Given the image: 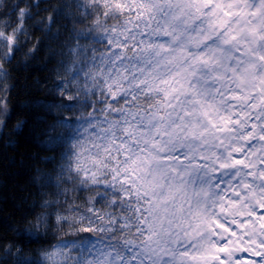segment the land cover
Segmentation results:
<instances>
[{
  "label": "snow or ice",
  "instance_id": "6c2138e0",
  "mask_svg": "<svg viewBox=\"0 0 264 264\" xmlns=\"http://www.w3.org/2000/svg\"><path fill=\"white\" fill-rule=\"evenodd\" d=\"M40 6L0 12V117L32 29L60 41L57 155L9 226L38 247L0 236V259L264 264V0H68L37 20Z\"/></svg>",
  "mask_w": 264,
  "mask_h": 264
},
{
  "label": "trees",
  "instance_id": "16d2710c",
  "mask_svg": "<svg viewBox=\"0 0 264 264\" xmlns=\"http://www.w3.org/2000/svg\"><path fill=\"white\" fill-rule=\"evenodd\" d=\"M5 9L17 0H3ZM68 0H40V20L51 9ZM70 14L74 10H67ZM72 27L71 19H64L56 25L61 40ZM36 52L25 59L24 52L16 56L9 66L8 112L0 126V236L19 243L25 255H33L38 247L25 237H18L9 230L10 225L22 228L20 219L31 211L33 204L39 205L42 197L35 181L38 174H52L49 157L57 153L49 150L50 127L62 115L49 111V106L58 103L55 95V73L60 59V41L48 39L36 28L32 29ZM67 115V113H63ZM59 132V129L57 130ZM54 192L52 189H46ZM41 209L36 208L39 212ZM11 264V258L0 259V264Z\"/></svg>",
  "mask_w": 264,
  "mask_h": 264
}]
</instances>
